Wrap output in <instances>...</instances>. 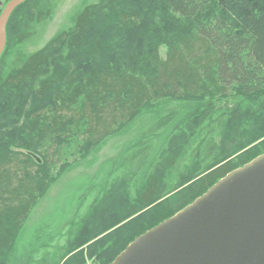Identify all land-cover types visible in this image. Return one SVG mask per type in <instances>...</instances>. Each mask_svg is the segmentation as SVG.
Returning a JSON list of instances; mask_svg holds the SVG:
<instances>
[{
  "label": "trees",
  "instance_id": "trees-1",
  "mask_svg": "<svg viewBox=\"0 0 264 264\" xmlns=\"http://www.w3.org/2000/svg\"><path fill=\"white\" fill-rule=\"evenodd\" d=\"M11 1L0 0V16ZM56 8L57 0H27L6 27L0 264H112L138 237L264 155V0H101L29 51ZM163 99L188 105L160 118L153 109ZM138 120L153 121L139 137L145 151L97 170L91 208L67 222L71 230L50 223L28 232L33 211L70 167L66 158L86 157ZM214 124L211 141L203 131ZM107 173L115 178L110 189Z\"/></svg>",
  "mask_w": 264,
  "mask_h": 264
},
{
  "label": "water",
  "instance_id": "water-1",
  "mask_svg": "<svg viewBox=\"0 0 264 264\" xmlns=\"http://www.w3.org/2000/svg\"><path fill=\"white\" fill-rule=\"evenodd\" d=\"M26 1L12 0L0 16V58L8 22ZM112 264H264V155L138 237Z\"/></svg>",
  "mask_w": 264,
  "mask_h": 264
},
{
  "label": "rangeland",
  "instance_id": "rangeland-1",
  "mask_svg": "<svg viewBox=\"0 0 264 264\" xmlns=\"http://www.w3.org/2000/svg\"><path fill=\"white\" fill-rule=\"evenodd\" d=\"M100 2L101 0H57V8L53 20L48 26L38 29V36H36L35 40L28 45L29 51H35L47 45L61 30L70 29L73 26L72 17L80 9L87 5L99 4ZM165 51L166 48L163 46L161 49L163 55L165 54ZM186 104L188 105V102L186 101L180 102L177 100L163 99L154 105L153 113L161 118L167 116L169 113L175 112L176 110L179 111V109ZM227 106L231 108V103L229 102ZM155 118L156 117H154V119ZM216 118H218V115L214 116V119ZM152 122L153 121L150 120L142 124L138 120L135 125L136 127L129 126L124 128V130L119 131L115 136L108 139L103 147H98L96 150L90 151L86 157L81 159H75L73 157L66 158L70 167L61 173L59 181L53 185L48 196H45L33 211L31 221L28 225V232L33 231L41 225H43L42 229L46 228V224L50 223L53 224L54 228L62 227L65 232L71 230V227L70 225H67V222H72V224L78 222L91 208L93 194L89 189L91 188L93 191L95 188L98 189V184L102 181L101 177L95 175L97 170L100 167L107 165L106 162L112 158L120 156L124 157L121 163V165H123L135 158L138 153L145 151V144L139 137L142 134L144 135V132ZM217 125L218 124H214V126L205 128L203 135L206 133H212V141V139L216 137L215 130ZM217 128L222 130V127ZM224 131H226V129H224ZM170 139H174L173 133L166 137V143H170ZM196 142H200V140ZM213 144L219 145L220 138H216V143H212L211 145ZM163 145V140H159L155 143L153 148L157 149L156 152H158L159 149H162ZM131 147H134V149L126 152V150ZM192 148L196 149L194 146H192ZM21 152L27 155L31 154L30 152ZM153 154L154 152L150 154L149 158L152 157L151 155ZM195 154L197 153L192 152L188 156L187 161L190 162V159L192 160ZM204 155H206V152ZM33 157L35 158L34 155ZM152 158H154V156ZM140 161L141 160L135 161V163L140 164ZM106 168L108 171L109 167ZM179 174L184 175L185 171L183 170L179 172ZM114 179V174L110 177L107 173L105 179V182L109 181L107 189L111 188ZM96 192L98 191L96 190L94 195L97 194ZM118 193H120V190L116 189V194ZM88 194L91 195L88 197ZM51 214L56 215L51 218L52 221L46 222L49 220V215ZM64 244V241L61 240L60 245L63 246ZM43 252L46 255V250ZM88 264L94 263L89 261Z\"/></svg>",
  "mask_w": 264,
  "mask_h": 264
}]
</instances>
